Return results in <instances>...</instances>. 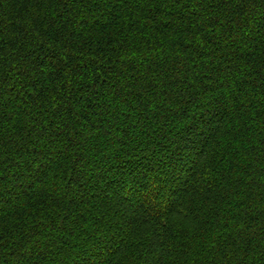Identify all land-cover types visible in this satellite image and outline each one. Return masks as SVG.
Returning a JSON list of instances; mask_svg holds the SVG:
<instances>
[{
    "label": "trees",
    "instance_id": "obj_1",
    "mask_svg": "<svg viewBox=\"0 0 264 264\" xmlns=\"http://www.w3.org/2000/svg\"><path fill=\"white\" fill-rule=\"evenodd\" d=\"M0 264H264V0H0Z\"/></svg>",
    "mask_w": 264,
    "mask_h": 264
}]
</instances>
